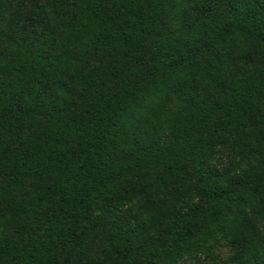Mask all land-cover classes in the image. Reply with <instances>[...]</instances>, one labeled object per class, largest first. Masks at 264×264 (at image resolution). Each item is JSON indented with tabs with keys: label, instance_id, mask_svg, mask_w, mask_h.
Segmentation results:
<instances>
[{
	"label": "trees",
	"instance_id": "trees-1",
	"mask_svg": "<svg viewBox=\"0 0 264 264\" xmlns=\"http://www.w3.org/2000/svg\"><path fill=\"white\" fill-rule=\"evenodd\" d=\"M218 233L215 264H264V0H0V264H183Z\"/></svg>",
	"mask_w": 264,
	"mask_h": 264
},
{
	"label": "rangeland",
	"instance_id": "rangeland-1",
	"mask_svg": "<svg viewBox=\"0 0 264 264\" xmlns=\"http://www.w3.org/2000/svg\"><path fill=\"white\" fill-rule=\"evenodd\" d=\"M239 247L240 243L218 233L208 240L201 252L186 256L183 264H215L235 253Z\"/></svg>",
	"mask_w": 264,
	"mask_h": 264
},
{
	"label": "clouds",
	"instance_id": "clouds-1",
	"mask_svg": "<svg viewBox=\"0 0 264 264\" xmlns=\"http://www.w3.org/2000/svg\"><path fill=\"white\" fill-rule=\"evenodd\" d=\"M231 39L234 40L238 46H244L245 48H247L248 46V39L246 37V34L240 31L239 29H235L231 33ZM145 219H147L146 216Z\"/></svg>",
	"mask_w": 264,
	"mask_h": 264
}]
</instances>
